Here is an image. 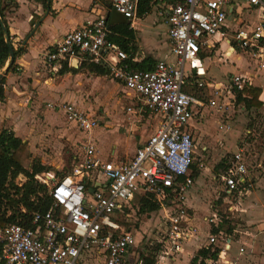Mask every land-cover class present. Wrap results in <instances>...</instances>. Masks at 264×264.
Listing matches in <instances>:
<instances>
[{"label": "built area", "instance_id": "built-area-1", "mask_svg": "<svg viewBox=\"0 0 264 264\" xmlns=\"http://www.w3.org/2000/svg\"><path fill=\"white\" fill-rule=\"evenodd\" d=\"M100 1L104 5L101 8L108 6L134 28L141 0ZM151 1L159 4L161 12L165 11L171 50L176 58L174 64L159 61L152 70H141L137 66L141 64L139 55L129 54L111 41L113 33L105 16H97L57 40L44 53L43 63L53 72H59L65 65L104 66L115 81L133 94L142 109L160 118L159 127L129 160H103L88 139L69 174L50 185L43 182L42 175L38 176L39 181L48 185L54 205L45 213L34 214L33 228L20 224L0 226V264H85L83 258L89 253L103 255L104 264H124L136 238L123 229L119 219L136 197L169 210L166 230L151 242L157 248L153 264H174L185 242L196 232L189 224L187 206L194 186L193 167L198 160L191 127L194 115L207 106L226 113L229 107H235L237 92L247 86H258L250 76L234 75L225 88L213 92L207 104L186 93L185 88L194 77L206 75L200 54L203 48L214 47L217 36L227 40L228 56L239 52L248 56L264 78V0ZM238 2L260 11L257 25L241 23L237 29H231L229 16ZM91 8L94 11L99 6L94 3ZM197 86L203 88L204 83ZM260 99L264 103V92ZM53 109L87 134L99 126L96 118L72 103H62ZM230 117L221 122L220 128L225 132L232 130ZM253 137L248 130L247 139L238 143L228 168L219 175L222 193L227 196L254 188L256 172L264 170V137L262 157L252 149L249 140ZM214 210L211 207L206 221L217 228L221 218ZM207 248L212 253L220 249L216 260L211 256L206 259L208 264H233L229 260L232 243L222 231L209 236ZM239 253L243 255L245 249L241 247ZM148 256V253L139 255L136 264H144Z\"/></svg>", "mask_w": 264, "mask_h": 264}, {"label": "rangeland", "instance_id": "rangeland-1", "mask_svg": "<svg viewBox=\"0 0 264 264\" xmlns=\"http://www.w3.org/2000/svg\"><path fill=\"white\" fill-rule=\"evenodd\" d=\"M155 12L152 9L150 15H154ZM71 17L73 15L70 12L69 19ZM241 20L244 21L243 26H254L258 21L257 12L245 10ZM229 21L230 27L234 30L240 22L234 21V17H231ZM218 57L220 54H216L215 58H209L206 63L211 65L209 76L211 80L217 81V85L224 83L226 72L237 73L238 67L241 70L246 69L244 62L235 67L223 62L219 63ZM41 66L44 70L43 74L37 76L35 84L20 95L18 103L23 104L19 106L20 108L13 103L7 107L6 100L0 103V107H3L4 111L7 110L5 119L0 113V132L2 129H9L22 141L28 143L31 158L25 161V167L31 169L34 163L46 166L49 172L41 174L43 182L50 185L54 180H59L72 171L75 157L82 153L85 139L94 138L96 143L98 141L99 150L104 153L118 143L122 151L133 154L135 149L159 126L160 118L142 109L138 101L133 99V95L126 93L122 85L111 76H98L85 67L76 69L75 73L51 74L49 68L46 69L44 64ZM249 69L252 71L254 67ZM202 81L212 82L206 78ZM260 83H262L261 80H255V84ZM223 85L221 84L220 87ZM207 91H202L206 101L209 97ZM68 102L74 103L83 111L95 114L100 121L99 128L93 133L85 134L69 122L63 114L53 109L56 105ZM229 108L226 113H223L208 107L204 111L196 112L192 122L198 156L197 176L193 174V199L195 205L198 203L204 207L200 209L201 211L205 210L202 216H195L200 220L210 214L211 207L219 206L217 203L222 196L219 194L222 187L219 175L225 170L217 169V165L225 159L228 166L238 143L245 137L247 139L248 130L255 135L249 140L253 151L261 157L263 154L264 106L260 109L245 110L242 105L235 104V107ZM10 109L14 112L10 113ZM228 115H231L232 130L225 132L220 125ZM259 171L261 172L258 174V184L264 193V170ZM25 181L26 179L21 175L16 182L22 185ZM140 208V197H136L131 203V208L122 219H119L120 221L118 220L125 231H130L136 236L137 243L134 262L126 260L124 264H136L140 254L151 255L155 248L151 246V242L160 238L166 230V212L169 210L142 212ZM192 209L190 216L199 213L198 208ZM221 215L223 221L230 223L231 227L247 229L244 227V222L233 215L226 206L222 208ZM208 231L210 232L209 228ZM198 232L206 233L207 225L201 222V231ZM209 232L203 239V247L209 243ZM259 238L258 242L261 244L264 237ZM247 252L243 255L237 252V256L234 254L230 258L234 264H264L263 255H253L254 257L251 258V254ZM88 260L89 264H102L93 258Z\"/></svg>", "mask_w": 264, "mask_h": 264}, {"label": "crops", "instance_id": "crops-1", "mask_svg": "<svg viewBox=\"0 0 264 264\" xmlns=\"http://www.w3.org/2000/svg\"><path fill=\"white\" fill-rule=\"evenodd\" d=\"M94 3L98 5L99 8L93 11L91 10L92 9L91 6ZM100 5L104 6L100 0H53L51 11H47L44 5L42 4V2L38 0H13L12 2L8 1L6 4L3 5V7H5L4 16H5V20L8 23L11 42L15 49H20V48L23 49V54L18 58H16L14 70L8 72L5 75L6 78L5 96H6V101L8 102L6 104L7 107L11 103H13L18 108H20L19 106L23 105V104L19 105L18 103L20 95L24 94L25 91H27V89L29 90L30 87H32V85L35 84L37 76L43 74L44 70L41 69L42 67L41 65L44 64L43 63L44 53L48 49H50L57 40H60L66 34L70 33L73 30L82 28L87 21H91L97 16H105L107 21L109 17L111 23L109 21L108 22L110 23V25L124 23V22L130 25V29H132L135 34L136 50L134 53L140 56L141 64L144 63L145 59L151 58L154 61L152 65L153 66L152 69H153L155 64L159 61H164L171 64H174L176 62V58L172 54V50H171V43L168 34L169 24L167 22V17L165 15V11L161 12V8L159 7V4L154 5L153 7V10L156 11L155 12L156 14L155 13L154 15L148 14L149 15L148 17L144 16L143 18L138 17L137 20L134 22L135 25L134 28L131 27V23L128 20H126L122 15H120L116 11L110 10L108 6H105L103 9L100 7ZM245 10L249 12L252 11L257 12L258 21L257 23L254 24V26L257 25L260 22V15H261L260 11L257 8L249 7L244 2H238L237 6L235 5L234 13L229 16V19L231 17H234V21L236 19L243 24L244 21L241 19ZM70 12L72 13L73 17L69 19ZM240 22L239 24L241 25ZM228 23L230 26V21ZM239 24L237 25V28L239 27ZM246 26H250V25H246ZM115 36L119 37L120 34L116 33ZM214 39H215L214 47L212 49H209L207 47L203 48L200 54V58L203 67L205 69L206 75L204 77H194L193 79H191L185 88L186 93L191 94L197 97L198 99L203 100L207 104L209 99L212 98L213 92L216 89H219L221 84L224 85L220 88H225L228 85V82L231 79V77L234 75L250 76L253 78L254 84H255V80L257 79L261 80L262 83H260L259 85L257 84L255 85L261 87L264 92V78L259 73L257 64L254 61H252V59H250L248 56H245L240 52L228 56L227 53L230 52V47L227 40L223 39L221 36H217ZM216 54L218 55L220 54V57H218L220 59V60L218 59L219 63L223 62L237 67L238 65L244 62L246 69L241 70L238 67L237 73L226 72L224 83H218L219 85H217L216 84L217 81L215 79L211 80V77L209 76L211 65L206 64L207 60H209V58L211 57L215 58ZM44 67L46 66L44 65ZM80 67H82V65H79L78 67L71 66L69 68H73L76 70L79 69ZM250 67H252V69L254 67V69L251 71L249 69ZM47 68L48 67H46V69ZM50 72L51 74L59 73V72H53L51 69ZM205 78L212 82L204 83L202 79ZM197 83H204V87L198 88ZM124 90L126 93L133 95L129 93L125 88ZM205 90H208L207 96L209 97L207 101L206 98L203 96V92H202ZM207 108L208 106L205 107L203 110L201 109L200 111H204ZM11 109L9 110V112L13 113L14 111H11ZM83 112L88 113V111H83ZM0 113H2V118L5 119L7 110L4 111L3 107H0ZM90 115H92L94 118L98 120L95 114H90ZM159 125H160V121H159ZM99 126H100V121H99ZM99 126L97 128H99ZM193 126L195 125L193 124ZM191 127H192V123H191ZM89 139L91 141L93 140L92 143L95 145L99 157H101L103 160H108V161L129 160L135 155L136 150L138 148L137 147L135 149V152L133 154L126 153L127 151H122L120 147L117 145L118 144L117 143L112 145L109 150L106 148L107 150L104 153L99 150L98 141L96 143L94 138H89ZM87 140L88 139H85L83 145L86 143ZM77 158L78 156L75 157V161L77 160ZM258 174H260V171L256 172L255 174L257 176V179L255 181L254 188H249V189L244 188L241 194H237L234 197H230L223 194L222 188H221V193H219L222 196L219 198L217 203L219 206H215L216 210H214L218 212L221 218V221L219 222V226L220 224L223 225L225 224L222 222H226L223 221V217L221 215L222 208L226 206L227 209L230 212H232L233 215H235L238 219H241L242 222H244V227L247 228L245 230H242L240 229V227L239 229H236L235 227H231L232 232L228 234L225 232L226 231L225 229H227L225 225V227H223L224 229L221 230L231 240L232 249L230 252V257L231 255L234 254L237 256V252L239 253V249L241 247L245 249V253L248 250V252L251 254L250 256L251 258H253L256 255L264 256V238H262L263 241L261 242V244L260 242H258L260 241L259 237L262 236L264 237V193L262 189H260V186L258 184L259 181ZM193 191L194 188L191 189L188 195L187 206L189 208V215L190 212L193 210L192 208H198L199 210V213H197V215L194 214V216L193 215L190 216L191 218L189 223L196 228V232L193 233L192 234L193 236H191V238H189L185 242L182 251L178 256V258L176 259V261L174 262V264H191V260L195 255V253L198 252L200 249L204 248L202 244H203V239L205 238V236L208 235L209 232L208 228L210 229L209 236L211 235L212 228H214V226L209 225L208 222L206 221V219L210 216L211 212L209 215L204 216L202 220L198 218L199 215L202 216V214L205 213L204 212L205 210L204 211L200 210L201 208L204 209V207H201L200 204L198 203H196V205L194 204L195 201L193 199V195H194ZM163 211H165V209H163ZM167 213L168 212H166V215ZM201 222L207 225L206 233L198 232L199 230L201 231ZM136 246L137 245H135L132 248V250L130 251L131 253L127 256L126 260L134 262L135 259L133 260V258L134 255L136 254ZM207 246L205 247L207 248ZM86 256L87 255H85V257L83 258L85 264L86 263L89 264L88 259H92V258L104 264L103 255H100L98 253H89L88 256L87 257ZM231 261L233 260L231 259Z\"/></svg>", "mask_w": 264, "mask_h": 264}, {"label": "trees", "instance_id": "trees-1", "mask_svg": "<svg viewBox=\"0 0 264 264\" xmlns=\"http://www.w3.org/2000/svg\"><path fill=\"white\" fill-rule=\"evenodd\" d=\"M13 0H0V75L1 72L8 66L7 73L14 70L16 58L23 54V49H15L11 39L8 23L5 20L4 4ZM42 2L47 11H51L53 0H38ZM155 3L151 0H141L138 7V17L143 18L152 12ZM108 21L110 19L108 17ZM111 23V22H110ZM113 35L110 36L111 41L116 42L120 47L131 54L135 52V34L130 25L126 22L111 25ZM120 34L119 37L115 34ZM7 38L9 39L7 41ZM14 51L15 59L11 61L10 52ZM153 60L145 59L144 63L137 65L141 70L152 69ZM89 72L98 76H110L109 70L101 65L83 64ZM76 72L75 69L65 65L60 71L61 74ZM5 73V75L7 74ZM5 76L0 81V103L5 102ZM263 93L261 87L247 86L243 91L236 93V104L242 105L245 110L260 109L264 106L260 99ZM31 158L30 148L28 143L23 142L15 133L9 129H3L0 132V226L6 227L11 224H20L26 228H33V216L36 212L45 213L54 205V200L49 194V187L46 183H42L37 178L42 173H48L49 169L41 163H34L31 169L25 167V161ZM194 174L197 176V167L194 166ZM217 169L228 168L224 159L216 167ZM24 176L26 181L19 185L17 179L19 176ZM194 176V175H193ZM64 177V176H63ZM61 177V179L63 178ZM141 211L155 212L159 211L160 207L146 199L140 200ZM25 209V212L22 209ZM220 224L217 228H212L211 234H217L225 229L226 233H231L232 228L226 222ZM157 248L153 249L152 254L144 259V264H153ZM220 249L214 253L209 248L200 249L195 257L191 260V264H208L206 259L210 256L216 260L219 256Z\"/></svg>", "mask_w": 264, "mask_h": 264}, {"label": "water", "instance_id": "water-1", "mask_svg": "<svg viewBox=\"0 0 264 264\" xmlns=\"http://www.w3.org/2000/svg\"><path fill=\"white\" fill-rule=\"evenodd\" d=\"M8 40H9V39L7 38V41H8ZM10 53H11V54H10L11 61H14V59H15L14 51L11 50ZM7 69H8V66L3 70V73H1V75H0V81H1V79L5 76V73H7ZM90 193L93 194V193H94V189H91V190H90Z\"/></svg>", "mask_w": 264, "mask_h": 264}]
</instances>
